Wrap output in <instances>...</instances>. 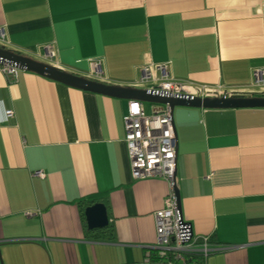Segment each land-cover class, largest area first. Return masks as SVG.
Masks as SVG:
<instances>
[{
	"label": "crops",
	"instance_id": "obj_1",
	"mask_svg": "<svg viewBox=\"0 0 264 264\" xmlns=\"http://www.w3.org/2000/svg\"><path fill=\"white\" fill-rule=\"evenodd\" d=\"M0 31V46L110 86L264 96V0H0ZM129 103L0 70V264H147L169 186L133 178ZM173 127L184 221L229 249L206 264H264V109L176 108ZM95 204L104 240L86 235Z\"/></svg>",
	"mask_w": 264,
	"mask_h": 264
},
{
	"label": "built area",
	"instance_id": "obj_2",
	"mask_svg": "<svg viewBox=\"0 0 264 264\" xmlns=\"http://www.w3.org/2000/svg\"><path fill=\"white\" fill-rule=\"evenodd\" d=\"M4 34L0 31V41ZM49 58L53 53L45 50ZM96 74H101L100 66L93 67ZM2 75L9 81L18 79L19 70L7 64H0ZM165 74V71L162 70ZM166 76V74H165ZM146 72L143 81L148 80ZM154 94L167 97H181L187 95L184 86L171 82H164L152 90ZM14 112L8 111V120L14 119ZM125 144L127 154L135 180L161 179L169 186V194L164 201L163 208L154 215L157 244L150 252H155L156 261L148 256L147 264H206L208 258L215 253L229 250L216 248L210 243V238H194L190 224L181 219L174 192L176 169V140L173 127V116L169 106H153V113L147 116L140 102H130L128 115L124 118ZM42 177V175H38ZM30 225L41 223L38 214L27 215ZM150 254V253H149ZM199 261H191V259Z\"/></svg>",
	"mask_w": 264,
	"mask_h": 264
},
{
	"label": "water",
	"instance_id": "obj_3",
	"mask_svg": "<svg viewBox=\"0 0 264 264\" xmlns=\"http://www.w3.org/2000/svg\"><path fill=\"white\" fill-rule=\"evenodd\" d=\"M0 64H7L9 66L17 68L19 71L34 73L51 81L69 86L71 88L98 95H103L124 101L140 102L142 104L169 106L172 116L176 108H192L207 111L264 109V96L255 98H243V96L234 94L229 96L215 95L214 97L202 98L200 96L184 95L178 98H172L154 94V91L152 90H136L131 88L110 86L104 83H100L96 80H90L79 77L77 75L66 73L48 64L38 62L15 51L8 50L3 46H0ZM175 140L177 158L176 134ZM174 192L176 196L179 215L181 219L184 220L180 192L177 187V168L175 169ZM85 218L89 231H100L108 228L109 226L108 212L103 204H95L87 208L85 210Z\"/></svg>",
	"mask_w": 264,
	"mask_h": 264
},
{
	"label": "trees",
	"instance_id": "obj_4",
	"mask_svg": "<svg viewBox=\"0 0 264 264\" xmlns=\"http://www.w3.org/2000/svg\"><path fill=\"white\" fill-rule=\"evenodd\" d=\"M91 204H93V203H89L88 205H91ZM108 231H111L112 232V230L110 228H108L107 230H105V232H108ZM98 234H103V231H89V232L86 233V235H87L88 238H93V239H98V240H100V239L101 240H104V236L99 237ZM210 240H211L210 243L212 244V239L210 238ZM149 253H150L149 255L153 257L151 259V261H156V257H157L156 253L155 252H149ZM191 261L192 262L193 261L202 262V261H200V260H198L196 258L191 259Z\"/></svg>",
	"mask_w": 264,
	"mask_h": 264
},
{
	"label": "rangeland",
	"instance_id": "obj_5",
	"mask_svg": "<svg viewBox=\"0 0 264 264\" xmlns=\"http://www.w3.org/2000/svg\"><path fill=\"white\" fill-rule=\"evenodd\" d=\"M144 109L146 111V114L149 116L150 115V111L152 109V105H150V104H144Z\"/></svg>",
	"mask_w": 264,
	"mask_h": 264
}]
</instances>
